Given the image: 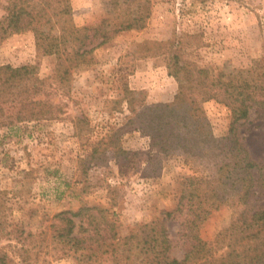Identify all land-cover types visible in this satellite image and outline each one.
I'll list each match as a JSON object with an SVG mask.
<instances>
[{"label": "rangeland", "instance_id": "374dc122", "mask_svg": "<svg viewBox=\"0 0 264 264\" xmlns=\"http://www.w3.org/2000/svg\"><path fill=\"white\" fill-rule=\"evenodd\" d=\"M6 2L0 0V18ZM69 2L74 23L91 43L79 57L81 37L70 39L66 53L75 61L64 79L55 74V56L43 53L32 31L0 35V64L35 66L46 93L61 110L53 119L29 120L15 106H3L0 264H141L136 249L112 254L106 238L110 229L122 239L154 219H163L171 253L181 259L191 246L188 234L213 241L229 224L230 209L203 213L192 230L184 212L165 216L177 205L181 179L212 169L157 155L149 136L127 118L123 90L127 86L141 91L139 98L147 104L172 101L178 82L169 74L167 62L173 53L193 69L206 67L212 77L244 76L263 54L264 0ZM128 18H137V25L112 31ZM101 29L109 38L97 45ZM94 32L98 37H91ZM220 98L202 103L216 137L227 133L230 120ZM263 122L251 109L239 126L258 165L264 163ZM110 133L124 149L120 158L111 153ZM61 211L95 214L100 236L93 234L94 226H87L83 216H76L74 233L82 238L90 233L93 239L80 243L77 250L63 246L55 237L56 214Z\"/></svg>", "mask_w": 264, "mask_h": 264}, {"label": "trees", "instance_id": "16d2710c", "mask_svg": "<svg viewBox=\"0 0 264 264\" xmlns=\"http://www.w3.org/2000/svg\"><path fill=\"white\" fill-rule=\"evenodd\" d=\"M2 8L0 35L32 31L35 44L43 53L55 56L57 77L66 78L73 67L75 58L72 60L66 53L71 38L81 37L83 49L77 56L87 52L91 39L86 42L85 34H80L69 0H7ZM133 25H137V18L122 19L112 31ZM100 33L97 45L109 38L107 30L101 29ZM91 37L98 36L94 32ZM167 69L178 82L173 100L147 104L139 98L141 91L126 86L123 99L130 112L127 118L149 136L157 155L180 157L189 164L204 163L212 171L183 177L177 205L164 214L170 217L184 212L187 227L192 230L203 213L227 207L230 222L213 241L188 234L191 246L181 259L171 253L172 241L163 219L143 223L135 233L122 239L110 229L105 245L112 254L119 250L127 254L136 249L141 264H264V163L258 165L251 158L239 129L251 109L264 120V50L244 76L235 78L223 79L222 73L212 77L206 67L193 69L189 61L176 53L169 58ZM45 89V81L37 77L35 66L0 64V114L3 106L9 104L29 120L58 117L60 106ZM218 95L230 111L227 133L220 137L212 133L202 108L205 100ZM108 138L111 153L120 158L124 149L119 139L112 133ZM100 215L105 218L102 211ZM76 216H83L87 226H94L93 234L100 236L95 214L57 213L55 237L63 246L75 247L74 250L80 243L93 239L90 233L85 238L74 233ZM105 251L108 250L102 252Z\"/></svg>", "mask_w": 264, "mask_h": 264}]
</instances>
